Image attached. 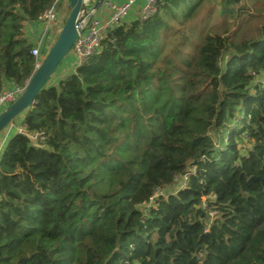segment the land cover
<instances>
[{
  "label": "trees",
  "instance_id": "trees-1",
  "mask_svg": "<svg viewBox=\"0 0 264 264\" xmlns=\"http://www.w3.org/2000/svg\"><path fill=\"white\" fill-rule=\"evenodd\" d=\"M53 1L0 0V90ZM51 80L0 154V264H264V0H161Z\"/></svg>",
  "mask_w": 264,
  "mask_h": 264
},
{
  "label": "built area",
  "instance_id": "built-area-1",
  "mask_svg": "<svg viewBox=\"0 0 264 264\" xmlns=\"http://www.w3.org/2000/svg\"><path fill=\"white\" fill-rule=\"evenodd\" d=\"M65 1L69 2V0H54L51 7L46 9L38 18V21L45 23L48 28L56 34H58L60 29L62 28V16L59 15L58 8ZM136 1L137 0H126L123 3L118 4L113 1L106 0L103 5L107 6L112 11L109 19L107 21H102L99 18L94 17L91 22L86 26L84 32L78 36L73 47L71 48L67 56L64 58V60L68 57L71 58L72 66L76 68L78 65L82 64L87 59H89L99 49L100 42L106 36L107 32L113 29L122 21H124L125 17L128 15L129 11L136 3ZM142 1L143 3L139 11L138 18L144 21L147 20L157 11L158 4L161 0ZM31 53L35 57L36 69L41 64L42 59L47 52L43 55L41 53L40 46L34 45L31 49ZM23 89L24 86H21L18 83L11 81L10 86L8 88L0 90V112L3 110L4 107L8 106L10 103L15 101L17 97L21 94ZM18 132L23 134L26 133V131L22 127L18 128ZM31 137L35 140L39 138L38 135H33ZM192 173H195V168H193ZM188 177L189 173L177 176L174 182L168 188L174 187L178 179L181 180L179 188L185 187ZM169 193L171 192H168L167 188L163 189L157 187L153 196L151 197L150 203L153 204L156 198L158 197L167 198ZM204 206L207 207L205 198ZM214 215L215 211H210V216L212 218Z\"/></svg>",
  "mask_w": 264,
  "mask_h": 264
},
{
  "label": "water",
  "instance_id": "water-1",
  "mask_svg": "<svg viewBox=\"0 0 264 264\" xmlns=\"http://www.w3.org/2000/svg\"><path fill=\"white\" fill-rule=\"evenodd\" d=\"M91 1L69 0L71 11L68 17L62 20V28L44 55L41 64L34 70L17 99L0 112V133L33 105L38 92L53 77L78 36L84 32L86 26L95 17L96 11L103 6L106 0H96L93 4ZM258 178L252 176L249 182Z\"/></svg>",
  "mask_w": 264,
  "mask_h": 264
},
{
  "label": "crops",
  "instance_id": "crops-1",
  "mask_svg": "<svg viewBox=\"0 0 264 264\" xmlns=\"http://www.w3.org/2000/svg\"><path fill=\"white\" fill-rule=\"evenodd\" d=\"M96 0H92L91 4H93ZM113 1L115 3H123L126 0H109ZM68 1L63 2L67 3ZM69 3V2H68ZM143 1L137 0L136 3L133 5L131 10L129 11L128 15L125 17L124 21H130L132 19L138 18L139 11L141 9ZM111 10L103 5L98 11H96L95 17L99 18L102 21H107L111 15ZM24 34L28 38V40L34 45H39L41 49V53L44 55L47 50L51 47L53 41L55 40L56 33L53 32L48 28V26L41 22V21H27L24 24ZM74 68L71 63V58H66L58 67L56 71V75L52 77L51 82H55L58 78L64 77L68 73L74 71ZM11 82H8L5 88H8L10 86ZM18 131V127L16 125H9L4 131L0 133V154L2 153V150L10 138V136L13 134V132L16 130Z\"/></svg>",
  "mask_w": 264,
  "mask_h": 264
},
{
  "label": "rangeland",
  "instance_id": "rangeland-1",
  "mask_svg": "<svg viewBox=\"0 0 264 264\" xmlns=\"http://www.w3.org/2000/svg\"><path fill=\"white\" fill-rule=\"evenodd\" d=\"M58 11H59V15L62 16V20H65V19L68 17L70 11H71V7H70L69 3L67 2V3L61 4V5L59 6V8H58ZM54 75H56V72H55ZM54 75H53V76H54ZM6 107H7V106H6ZM6 107H4L3 110H4ZM3 110H2V111H3ZM180 182H181V180L178 179V180L176 181L174 187L167 188V191H168V192H173L174 190H176L177 188H179V186H180Z\"/></svg>",
  "mask_w": 264,
  "mask_h": 264
}]
</instances>
